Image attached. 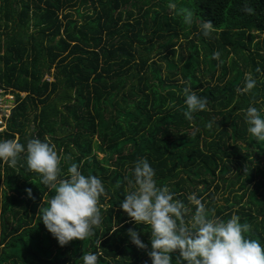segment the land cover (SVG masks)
<instances>
[{"label": "trees", "instance_id": "1", "mask_svg": "<svg viewBox=\"0 0 264 264\" xmlns=\"http://www.w3.org/2000/svg\"><path fill=\"white\" fill-rule=\"evenodd\" d=\"M182 7L195 13L190 26ZM202 20L215 26L209 37ZM248 72L256 87L238 94ZM188 84L208 99L192 121ZM0 85L26 93L0 138L47 137L66 157L64 173L77 163L107 192L95 235L60 246L37 215L54 192L23 156L15 168L0 161V264H83L89 252L98 264H152L150 227L119 206L140 158L191 212L195 193L216 216L250 224L247 235L264 245V142L248 132L244 111L264 117V0H0Z\"/></svg>", "mask_w": 264, "mask_h": 264}, {"label": "clouds", "instance_id": "2", "mask_svg": "<svg viewBox=\"0 0 264 264\" xmlns=\"http://www.w3.org/2000/svg\"><path fill=\"white\" fill-rule=\"evenodd\" d=\"M168 7L175 10L177 5L169 3ZM243 11L255 14L254 8L247 3ZM177 14L182 16L186 25L193 23L195 13L192 9L182 7ZM200 30L209 37L215 26L211 21L202 20ZM220 57L219 51L212 55V59L218 61ZM256 84L252 73H245L244 86L236 91L238 94L251 93ZM15 91L17 97L22 93V98L26 95ZM183 95L184 115L192 121L193 113L206 110L208 99L198 95L190 84L183 88ZM244 111L248 132L257 141L264 142L261 112L255 106ZM7 122L6 129L0 134L7 130ZM213 124L207 123L206 128L211 130ZM22 156L28 169L40 174L41 183L54 192L46 205L42 201L37 215L59 245L94 236L95 229L102 223L101 209H105L100 202L101 197L107 198L102 180L95 175L82 174L77 163H71L64 173L61 164L66 157L58 153L56 145L47 137L44 140L30 138L26 144L20 142L18 135L14 139L0 140V161L15 168ZM132 171L135 188L125 195L119 206L137 225L150 227L151 250L147 254L152 264H264V245L247 235L251 225L241 223L238 215L232 214L227 220L216 216L215 209L209 208L195 193L188 196L190 205L195 208L191 212L167 185H158L155 171L146 158L137 159ZM26 191L31 197V189ZM128 235L139 249L148 247L140 239L138 231L128 229ZM100 244L101 240L97 241L98 247ZM173 254H176L175 260ZM80 259L83 264H98L97 253H86Z\"/></svg>", "mask_w": 264, "mask_h": 264}, {"label": "built area", "instance_id": "3", "mask_svg": "<svg viewBox=\"0 0 264 264\" xmlns=\"http://www.w3.org/2000/svg\"><path fill=\"white\" fill-rule=\"evenodd\" d=\"M24 96V93L21 94ZM16 91L0 85V132L6 129V122L17 103Z\"/></svg>", "mask_w": 264, "mask_h": 264}, {"label": "rangeland", "instance_id": "4", "mask_svg": "<svg viewBox=\"0 0 264 264\" xmlns=\"http://www.w3.org/2000/svg\"><path fill=\"white\" fill-rule=\"evenodd\" d=\"M180 1V0H179ZM4 139H8L7 137H5V136H2L1 138H0V140H4ZM100 156L99 157H101L102 158V156H103V154L102 153H98Z\"/></svg>", "mask_w": 264, "mask_h": 264}]
</instances>
